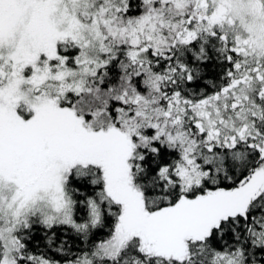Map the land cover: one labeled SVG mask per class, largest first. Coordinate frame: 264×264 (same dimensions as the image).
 <instances>
[{"label": "snow or ice", "instance_id": "obj_1", "mask_svg": "<svg viewBox=\"0 0 264 264\" xmlns=\"http://www.w3.org/2000/svg\"><path fill=\"white\" fill-rule=\"evenodd\" d=\"M0 264H264V0H0Z\"/></svg>", "mask_w": 264, "mask_h": 264}]
</instances>
